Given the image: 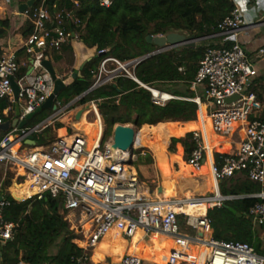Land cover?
I'll return each instance as SVG.
<instances>
[{"label": "built area", "instance_id": "1", "mask_svg": "<svg viewBox=\"0 0 264 264\" xmlns=\"http://www.w3.org/2000/svg\"><path fill=\"white\" fill-rule=\"evenodd\" d=\"M28 1L17 0L20 4ZM82 1H92L108 8L115 0H34L33 5L22 12L17 7L13 10L0 8L1 14L10 19L11 33H20L19 30L22 33L26 26L30 30L19 49L7 48L0 55V99L10 101L7 107L0 110V126L9 122L8 130L0 132V167L10 170L15 185L27 183L28 189L34 190L32 195H26L18 202L31 198L42 200L49 196L61 203L71 230L89 225L88 230L80 231L79 237L72 240L82 250L77 264H145L144 260L130 254H124L115 263L93 260L97 245L109 231L116 230L123 239L132 240L138 229L143 231V238L160 234L175 243L177 249L170 252L166 264H199V253L194 255L189 249L190 245L207 250L201 264H264V257L255 253L249 245L214 239L211 220L207 217L209 209L219 208L225 201L244 198L222 196L220 193L221 181L236 172L244 171L251 181L264 185V113L257 96L248 91L250 83L258 76L257 62L264 60V47L251 57L236 40L228 42L224 39L219 47L207 44L191 83V89H200L202 95L194 98L179 97L140 83L134 75V69L141 58L126 62L112 57L103 58L88 88L93 91L111 83L118 76H124L147 90L154 105L164 106L170 100H186L196 103L198 109L202 104L209 106L207 118L212 133L227 139L233 149L231 153H217L210 165V172L216 180L213 193L196 195L191 199H165L161 197V187L153 191L143 189L137 175L133 176L131 172L133 153L111 150L112 139L104 140L103 120L98 137L91 147H87L86 135L78 131L58 136L52 143L37 145L44 129L70 113L69 109L82 97L74 98L63 107L56 103L57 110L38 124L18 126L29 115L37 112L53 92L54 82L43 66V61L49 59L48 52L59 50L63 45L80 43L71 19L73 11L81 7ZM65 3L70 7H66ZM11 23L19 25L20 29L11 26ZM245 24L241 10L234 7L230 15L218 24L217 36L224 38L236 35ZM161 36L164 35L154 37ZM20 49L24 50L21 61L16 55ZM170 49L173 48L164 47L155 51L159 54ZM105 53L106 50H101L97 55ZM21 67L26 68L22 75L19 72ZM29 67L31 69L28 72ZM12 81L18 88L17 102L13 99ZM153 90L159 95L156 96ZM234 97L237 98L226 102ZM15 104H18L19 114H14L8 120L10 111L13 109L15 112ZM98 114L101 115L99 107L95 109V118L100 121ZM14 119H17V125L11 126ZM234 126L239 134L237 140L232 137ZM29 136H33L35 146L25 143ZM192 137L196 147L191 150L187 163L198 169L204 148L198 131H193ZM249 197L261 200L249 210L248 215L254 227H262L264 192ZM185 204L204 206V212L197 214L181 210ZM7 205L8 202L0 196L2 245L12 239L16 227L14 223L3 219L2 211Z\"/></svg>", "mask_w": 264, "mask_h": 264}, {"label": "trees", "instance_id": "2", "mask_svg": "<svg viewBox=\"0 0 264 264\" xmlns=\"http://www.w3.org/2000/svg\"><path fill=\"white\" fill-rule=\"evenodd\" d=\"M64 5L70 7L69 4ZM233 9L232 0H115L108 8L92 1H82L81 7L73 11L71 23L78 32L80 43L91 50L93 55L85 61L80 76L62 89L59 95L71 97L66 105L84 93L91 86L93 76L103 58L112 57L121 62L142 58L158 49L154 43L147 40L148 36L179 32L205 40L195 47H177L146 58L135 67L134 75L144 85L159 90L160 87L170 86V89L162 91L173 92L179 97L194 98L198 94L191 89V83L208 44L207 37L218 32V24L229 16ZM9 28V17L3 16L0 19V38L7 34ZM29 33L30 30L26 26L22 30V36L25 38ZM101 50H106V53L97 55ZM16 55L20 60L24 57V50L20 49ZM48 56L53 66L61 61L67 62L69 66L74 64L71 45L52 50ZM19 72L24 74L26 68L21 67ZM179 86L184 89L178 88ZM248 91L253 92L261 104H264V88L260 87L259 81L251 82ZM57 100L56 98L55 102ZM91 101L106 104L99 107L105 124L104 140L112 135L113 127L118 124L132 123L137 127L154 128V151L157 157L155 159L161 177L164 170L168 173L167 146L170 138L176 137L171 140V144L176 146L175 154L170 155L172 165L185 163L182 160V152L187 162L191 150L196 147L192 133H187L199 126L198 106L194 102L170 100L164 106L154 105L147 90L124 76H118L111 83L91 91L77 103L84 106ZM201 101L204 103L203 98ZM9 103V99H0V110ZM201 107L206 115V106L202 104ZM50 110H38L27 121L26 126L44 121ZM14 114L12 109L7 119H12ZM86 115L87 113L81 117V122L90 123L91 141L95 136L94 126L91 125L94 122L87 121ZM160 123L163 125L159 128ZM62 126L61 123L54 122L45 128L37 145L52 143L58 137L57 130ZM73 126L75 127V123ZM216 155L217 153L213 154V160ZM139 160L142 164L153 162L148 154ZM131 171L135 176V171ZM200 174L209 175L203 171ZM11 178L7 173L3 177L2 171L0 172V196L8 202L3 208L2 216L5 221L16 225L12 239L3 245L0 244V264H77L76 260L82 255V250L72 243V240L79 235L70 230V223L65 217L66 212L61 203L49 196L42 200L31 198L18 202L7 191ZM219 187L222 196L244 198L225 201L221 207L208 210L207 217L211 220L213 238L245 243L252 247L255 253L264 257V241L248 215L249 210L261 201L249 196L264 192V185L251 181L246 172L242 171L221 181ZM229 208L240 217L233 214ZM116 240L123 239L118 236ZM122 246L123 255L131 252V242L129 245L122 242ZM53 249L56 253L51 254ZM105 256H110V253L99 249L94 253V260H103ZM142 260L152 262V259L146 256H143Z\"/></svg>", "mask_w": 264, "mask_h": 264}, {"label": "crops", "instance_id": "3", "mask_svg": "<svg viewBox=\"0 0 264 264\" xmlns=\"http://www.w3.org/2000/svg\"><path fill=\"white\" fill-rule=\"evenodd\" d=\"M232 1L234 3V7L239 8L243 14V17H244L245 23H246L244 28L239 33H237L236 35H229V36L224 37V38L217 36V33L213 34V35L207 37L208 42L211 45V43L212 44H214L216 42L221 43L222 40H224V39H226L228 42H233L234 40H236L245 49V51L248 55H250L251 57H254L256 55L258 49H260L261 47H264V0H232ZM20 5L21 4L19 2H17V0H0V8H6L9 10L10 9L13 10V9H16V7H17V10H19ZM1 18H3V15L0 12V19ZM257 21H258V23H257ZM14 26L19 28V25L15 24ZM19 32L20 33H18V31L16 33H11V28H9L7 34L4 37L0 38V52H1V54L7 48L14 49V50H17L20 48V46L22 45L24 37L22 36V33L20 30H19ZM71 46L73 49V59H74L75 63L71 66L70 69L72 72H74V71L80 72V70L84 66L85 61L93 55L92 51L87 49L82 43H73ZM21 59H20V61H21ZM51 64L53 66V62H51ZM256 66L258 69V76L254 80L256 82L259 81L260 87L264 88V60L261 62H257ZM53 68L55 69L54 66H53ZM56 75H57V73H56ZM57 76H59V75H57ZM170 93H173V92H170ZM87 106L88 105L81 106V107L75 109L74 111H71L70 113L63 116L60 119V121H56V122H59L63 125L62 128L57 130V136L67 135V131H70V132L74 131L75 128L73 125H74V123L76 125V122H77L75 120L76 114L81 109H83ZM209 110H210V107L209 106L206 107V109H205L206 115H207V112ZM263 110H264V104L262 103V112H263ZM90 111H91V107L89 106L88 110H86L84 112V114L87 113V115H88V114H90ZM87 115L85 117H87ZM197 118H198V112H197ZM62 119H63V121H62ZM71 127L73 129H71ZM60 131H62V132H60ZM192 132L193 131L187 132V133H192ZM218 143L220 144V142H218ZM227 144L230 147L229 141L227 142ZM229 150H230V148L226 151H220V152L221 153H227V152H229ZM214 151H215V146H214ZM170 155L171 154L167 153L168 173L164 170L163 175L161 177V181H162V184L160 186L161 188H163V186L166 183H171L173 181V174H177L178 179H180V180L184 179L183 174H180V172H176V173L172 174L173 168L171 166H173V165L170 162ZM181 164L188 165L186 162L185 163L180 162L178 164L179 168L177 166V169H179V171H180V165ZM188 166H190V165H188ZM170 167L172 168V170ZM5 170H7V169H5ZM166 174L169 177L170 181H166L164 179V176ZM197 174L201 175V176H209V175H203L200 173H197ZM4 176H5V174L3 175V177ZM11 179H13V175H12ZM13 183H14V185L12 186L11 191L7 188V191L10 193V195L11 194L13 195V193L15 194L16 192L20 191L21 186L15 185V182H13ZM175 186H176V184H175ZM164 197H165V199L169 198V196H167V195H164ZM174 198H176V197H174ZM256 227H255V229H256ZM263 227H264V225L261 228H263ZM258 234L260 235V237L264 241V235L261 234L260 231L258 232ZM142 238H143V235H141L140 233H137L132 238V240H126V239H124V240L126 241L127 245H129L130 242L132 241L131 245L132 244L137 245V249L141 246H145L148 249L152 250L154 257L157 260L159 259V261H154V262H158V263L161 262L162 264H166L165 262H163L160 259H162V258L164 259V257L168 258L170 250L176 248L175 243L170 238L164 237L160 234L148 237L149 244L143 243ZM124 240H122V241L116 240L114 242H111V241H109V239H107L106 243L101 244L99 249L107 250L110 253V256H105L103 258V260H94V253H96L99 250V249H97L93 253V260L96 262H105L106 258H108L109 262L115 263L114 261H117L123 255L122 253H120L119 248L122 247V242L123 243L125 242ZM81 246H83V244ZM189 249H192L193 254L196 255L197 253H199L200 248L196 247V246H191V247H189ZM162 253H165L167 255H163ZM198 257L200 258L199 254H198ZM156 259H153V260H156ZM200 262H201V258L198 261V263L201 264ZM20 264H23V263H20Z\"/></svg>", "mask_w": 264, "mask_h": 264}, {"label": "rangeland", "instance_id": "4", "mask_svg": "<svg viewBox=\"0 0 264 264\" xmlns=\"http://www.w3.org/2000/svg\"><path fill=\"white\" fill-rule=\"evenodd\" d=\"M18 24V23H17ZM11 26H14V23H11ZM181 34H183V33H181ZM184 35V34H183ZM205 39H201V40H198L197 42H196V44H200L202 41H204ZM208 40V39H207ZM211 43V42H210ZM208 44H209V42H208ZM211 45L213 46V47H219L220 46V43H214V44H212L211 43ZM49 53V55H51V50L48 52ZM74 60V59H73ZM74 63H75V61H74ZM54 67H55V71L57 72V74H59L60 75V77H62V78H64L63 80H71V78H70V75L73 73L72 71H71V66H69L68 64H67V62H59V63H55L54 64ZM66 77V78H65ZM178 88H182V89H184V87H182V86H179ZM163 89H170V86H164V87H160V90H163ZM196 93L198 94V95H200L201 94V91H200V89H198V88H196ZM202 95V94H201ZM58 100H57V102H55V103H60V106L61 107H63L64 105H65V103L66 102H68L70 99H71V97H67L65 94H61V95H57V97H56ZM73 100V99H72ZM71 100V101H72ZM70 101V102H71ZM69 102V103H70ZM68 104V103H67ZM66 104V105H67ZM79 103H76L75 105H74V107H72V108H70L69 110L70 111H74L75 109H77V108H79V107H81V106H79L78 105ZM89 103H87V104H84V106L85 105H88ZM83 106V105H82ZM212 109V108H211ZM53 112L54 111H52V110H50V113H49V116L51 115V114H53ZM48 116V117H49ZM100 116H102V115H100ZM47 117V118H48ZM102 118H103V116H102ZM72 119V118H71ZM86 119H87V121H89V122H94L93 124H91V125H93L94 126V130H95V132H94V134H97V125H96V119H95V116H94V114H92L91 112H90V114H88L87 115V117H86ZM197 120H198V118H197ZM62 121H63V119H62ZM105 125V124H104ZM124 125V124H123ZM127 125H130V126H132L133 128H135V130L137 131V136H136V140H135V145H134V149H133V151H132V153H133V159H132V161H131V163H130V167L132 168V170H134L135 171V173H136V175H137V178H138V182H139V184H140V186L143 188V189H148L149 191H153V190H155L156 188H158V187H160L161 186V184H162V181H161V175H160V173L158 172L159 171V167H157V165H156V159L155 158H157L156 157V155H155V148H154V145H155V136H154V128L153 127H137L136 125H133L132 123H128ZM163 124L162 123H160L158 126H159V128L162 126ZM76 127H77V129H78V132H81V133H83V134H85L86 135V137H87V142L88 143H92L93 142V140L95 139V137L93 138V140H91L90 141V134H89V132H90V123H87V122H85V123H83V122H80L79 124H76L75 125ZM145 128H147L146 130H145V132H143V130L145 129ZM71 129H73L72 127H71ZM113 131V130H112ZM71 132L70 131H67V134H70ZM0 136H2V134L0 133ZM173 138H176V137H172V138H170V140H169V142H168V146H167V152H168V154H175V152H176V146H174L173 144H171V140L173 139ZM211 138H212V136H211ZM110 139H112V135L108 138V140H110ZM226 140V142H228L227 141V139H225ZM233 140V139H232ZM214 146H216L217 144H219L218 143V141L217 140H215L214 139ZM212 152H214V153H221L219 150H212ZM130 154V153H129ZM150 155L151 157H152V160H153V162L151 163V164H142V161L141 160H139V158L140 157H143V158H145V156L146 155ZM221 154H227V153H221ZM182 159H183V161L184 162H186L185 160H184V156H183V152H182ZM177 166H178V168H179V165H176V164H173V166H171L172 168H173V171H172V174L173 173H176V172H179V169H177ZM170 167V168H171ZM172 168H171V170H172ZM2 171V176L5 174V172L8 174V175H10L11 177H12V173L10 172V170H5L3 167H0V172ZM20 173H22L21 171H20ZM13 180V181H12ZM14 179H11V182H10V185H9V187H8V189L11 191V188H12V186L14 185ZM172 183L175 185V182L174 181H172ZM1 188H3V186L1 185ZM212 189V187H211V185L209 186V191ZM207 192V193H211V192ZM166 193V191H164V192H162V194H164V195H167V196H169V198H173V197H176V195H175V193H176V190H175V192H174V195H171V194H165ZM207 193H205V194H207ZM204 194V195H205ZM264 228V227H263ZM263 228H261V227H256V231L257 232H259L260 231V233L261 234H263L264 235V229ZM70 230H71V228H70ZM73 230V231H72ZM71 231H72V233H74V234H78L80 231H83V230H86V229H84V225H82V226H79V227H77V228H74V229H72ZM78 235H80V234H78ZM118 236H120L119 235V233L116 231V230H113V232H112V234L109 236V241H111V242H114V241H116V239L118 238ZM81 237H82V235H81ZM148 237H149V235L148 236H146V237H144V238H142V242L143 243H145V244H149V242H148ZM124 240V239H123ZM128 240V239H127ZM125 241V240H124ZM132 242V241H131ZM124 244H126V241L124 242ZM80 245H82V243H80ZM122 249H123V246L121 247V248H119V251H120V253H123V251H122ZM52 253L51 254H54V253H56V250H52L51 251ZM137 252H138V254L141 256V258L143 259V256H146V257H150L151 259H152V262H154V261H159V259L157 260L155 257H154V255H153V251L152 250H150V249H148L147 247H145V246H141V247H139L138 249H137ZM153 259H156V260H153ZM163 259V258H162ZM162 259H160V260H162ZM119 260V259H118ZM145 261V260H144ZM105 262H107V263H110L109 262V259L108 258H106V261ZM114 262H116V261H114ZM152 262H148V261H145V264H154V263H152ZM159 264H162L161 262L159 263Z\"/></svg>", "mask_w": 264, "mask_h": 264}, {"label": "bare ground", "instance_id": "5", "mask_svg": "<svg viewBox=\"0 0 264 264\" xmlns=\"http://www.w3.org/2000/svg\"><path fill=\"white\" fill-rule=\"evenodd\" d=\"M153 93L158 96L159 93L156 90H153ZM89 106L91 107V113L94 114L95 116V109H98L99 104L98 103H89L87 107L81 109L75 116V120L77 121L76 124H79L81 121V117L84 114V112L86 110H88ZM99 116V114H98ZM100 121H97L96 119V125H97V134H95V139L98 137L99 134V127H100V123L102 122L103 118L101 116H99ZM198 121H199V126L197 129H195L194 131H198L201 134V141L203 144V148H204V156L203 159L201 161V165L198 169L194 168L193 166H188L185 164H181L180 165V174H183L184 179H178L177 174H173V181L175 182L176 186L171 182V183H166L163 188H162V192L166 191L167 194H171L174 195V192L176 190V198L180 199L182 197L187 198V199H191V197L196 196V195H204L205 193H207L209 191V186L211 185L212 189L209 192H214L215 186H216V180L214 179L213 175L210 172V165L211 163L214 162L213 160V154L214 152H212V150H214V142L213 140H217L218 142H220V144H217L215 146V150H219V151H226L230 148L229 152L227 153H231L233 151L231 145L229 147V145L227 144L226 140L218 135H214L212 133V129H211V124H210V120L207 118V115H204L202 112V107L200 105V108L198 110ZM121 125V124H118ZM127 125V124H125ZM117 126V125H115ZM114 126V127H115ZM129 127H132L130 125H127ZM236 126L233 127V133H232V137L234 140L239 139V134L238 132L235 130ZM74 131H78L77 127H74ZM136 136H137V132H136ZM212 136V138H211ZM94 139V140H95ZM213 139V140H212ZM93 140V142H94ZM136 140V137H135ZM135 140H134V144H133V148L135 145ZM92 143H88L87 142V147H91ZM127 155L129 154V152H125ZM208 172L209 176H201L198 175L197 173H201V172ZM132 172V171H131ZM133 174V173H132ZM134 176V175H133ZM164 179L166 181H170L169 177L167 176V174L164 176ZM24 186V187H23ZM28 184H24L20 187V191L16 192L15 194L13 193L15 198L21 199L26 197V195H32L34 193V190L28 189ZM165 193V194H166ZM162 198L164 197V194L161 195ZM168 199H174L173 198H168ZM181 210H185V211H190L192 213H197V214H203L204 212V206L201 207H193L189 204H185V206H183L181 208ZM89 225L88 224H84V229L88 230ZM112 231H109L104 238L102 239V241L97 245L96 249H99L101 244L106 243L107 239L109 238V236L112 234ZM140 233L141 235H144L143 231L138 229L136 230L135 234L133 235V237L137 234ZM157 235V234H154ZM132 237V238H133ZM137 241V240H136ZM83 244V243H82ZM84 245V244H83ZM194 246V245H190L189 247ZM198 247V246H196ZM199 255L202 261L203 255L207 253V250L204 248L199 247ZM176 248L170 250H176ZM130 255H134L137 256L139 259H142L141 256L138 254L137 252V245L132 244L131 246V252L129 253ZM170 254V253H169ZM121 258H119L120 260ZM119 260H117L116 262H118ZM163 262L166 263L167 258L164 257V259H162ZM201 263V262H200Z\"/></svg>", "mask_w": 264, "mask_h": 264}, {"label": "water", "instance_id": "6", "mask_svg": "<svg viewBox=\"0 0 264 264\" xmlns=\"http://www.w3.org/2000/svg\"><path fill=\"white\" fill-rule=\"evenodd\" d=\"M34 3V0H30L25 4H21L19 6V10L22 12L24 11L27 7H31ZM147 40L149 42L154 43L158 49L164 48V47H171V48H177V47H195L196 42L201 39H196L193 36H186L183 35L179 32H173L169 33L167 35L161 36V37H153V36H148ZM157 54V51L151 52L148 55L144 56L141 58V61H143L146 58H149L151 56H154ZM43 66L45 69L49 72L51 79L54 82V88L52 94L48 97V99L45 101V103L41 106L39 110L43 109H51L52 111L57 110V106L55 103V99L57 95L60 93L62 89H64L66 86H68L72 81H74L78 76H80V72L74 71L71 75L70 78L71 80H61L59 77L56 75V71L53 68L51 62L49 61L48 58H46L43 61ZM31 67L28 68V72L30 71ZM12 90H13V99L15 102H17L18 99V88L16 84L12 81ZM91 90L87 89L84 93H82L79 97H84L88 93H90ZM237 97L234 98H229L226 100V102H231L235 100ZM100 107L106 106L105 103L99 102L98 103ZM19 114V109H18V104H15V116H18ZM33 116L29 115L27 119L21 123L18 124L19 127H23L26 125L27 121ZM17 125V119H14L11 122V126H16ZM9 127V122H5L0 126V132H5L8 130ZM136 130L133 127H129L127 125H117L113 127L112 131V145H111V150H122V151H133V144L134 140L136 137ZM29 146H35V141L33 140V136H29L25 142ZM161 191V189H159ZM12 197L16 201H21V199L15 198L13 195ZM229 210L233 213L236 214V212L232 209L229 208ZM237 217H240L239 214H236Z\"/></svg>", "mask_w": 264, "mask_h": 264}]
</instances>
